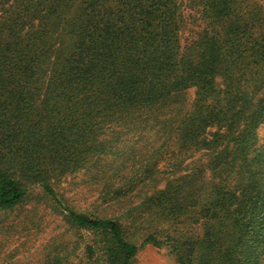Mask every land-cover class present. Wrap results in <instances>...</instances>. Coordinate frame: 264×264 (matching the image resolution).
Here are the masks:
<instances>
[{
    "label": "trees",
    "instance_id": "obj_1",
    "mask_svg": "<svg viewBox=\"0 0 264 264\" xmlns=\"http://www.w3.org/2000/svg\"><path fill=\"white\" fill-rule=\"evenodd\" d=\"M263 121L261 4L0 0V211L33 185L60 206L52 183L80 171L102 198L141 189L128 214L152 229L139 244L126 237L135 218L65 210L101 231L105 264H132L146 244L180 264H257ZM162 155L171 168L154 172Z\"/></svg>",
    "mask_w": 264,
    "mask_h": 264
},
{
    "label": "rangeland",
    "instance_id": "obj_2",
    "mask_svg": "<svg viewBox=\"0 0 264 264\" xmlns=\"http://www.w3.org/2000/svg\"><path fill=\"white\" fill-rule=\"evenodd\" d=\"M247 1L264 6V0ZM192 95L190 90L189 98ZM257 139L258 145L264 144V121L257 128ZM160 157L151 162L154 172L171 168L169 157ZM133 165L131 163L126 170H131ZM90 176V173L80 171L61 182L52 183L60 206L39 185H33L20 202L11 209L0 211V264H105L106 260L98 250L103 239L101 231L79 228L69 222L66 209L89 218L117 219L123 223H127L130 217L135 218L126 237L139 244L152 228L143 222L144 217L138 210L129 215L128 209L139 203L144 191H132L114 200L102 198L101 184ZM117 185L119 183L112 186ZM106 257L109 261L110 256L106 254ZM132 264L180 262L177 254L169 248L146 244L137 251ZM257 264H264V254Z\"/></svg>",
    "mask_w": 264,
    "mask_h": 264
}]
</instances>
